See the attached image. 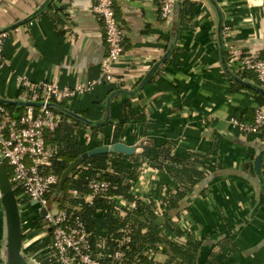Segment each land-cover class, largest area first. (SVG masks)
Segmentation results:
<instances>
[{"label": "crops", "instance_id": "0c3cea01", "mask_svg": "<svg viewBox=\"0 0 264 264\" xmlns=\"http://www.w3.org/2000/svg\"><path fill=\"white\" fill-rule=\"evenodd\" d=\"M93 3L0 0V34L6 33L0 44V100L23 101L21 75L59 86L91 82V91L64 105L88 109L86 120H107L110 136L113 124L125 117L121 142L138 150L147 139L181 158L196 156L197 168L206 167V178L183 200L181 211H172L182 230L202 240L195 264L222 239L231 264H264V139L231 123L251 122L255 108L264 107V95L254 74L234 72L226 53L229 44L264 54V0H181L167 19L159 17L158 0H115L124 52L112 65L110 81L101 76L107 44ZM175 186L145 163L137 199L154 208L165 188ZM21 224L24 254L29 264H39V251L27 249L43 236L27 218ZM4 230L0 204V264H7ZM165 258L155 255L156 261Z\"/></svg>", "mask_w": 264, "mask_h": 264}, {"label": "trees", "instance_id": "16d2710c", "mask_svg": "<svg viewBox=\"0 0 264 264\" xmlns=\"http://www.w3.org/2000/svg\"><path fill=\"white\" fill-rule=\"evenodd\" d=\"M260 56L264 57V54ZM0 104L15 115L23 110V106L20 105L2 101ZM52 108L60 115L61 121L54 130L45 134L46 142L56 148V154L47 171L55 174L58 179L68 164L81 153L102 143L121 142L120 131L125 117L113 124L110 136L105 131L108 124H90L85 120L89 116L88 109L74 110L63 103L55 104ZM99 132L103 133L101 140L97 139ZM135 150L132 155L108 152L93 154L84 159L69 174L61 192L58 193L62 199L61 207L78 205L77 214L90 233L92 251L100 261L104 262L106 255L112 253L121 242L120 248L124 251L125 264H195L202 240L191 231L182 230L178 217H173L172 211L176 213L181 211L179 209L183 207V200L206 178V167L197 168L196 163L200 161L196 156L192 159L181 158L173 154L169 146L155 148L147 139L142 141L138 150L135 147ZM145 163L167 174L176 184L173 189L165 188L159 201L161 212L158 215L154 214L151 202L138 200L135 208H125L115 198L121 196L129 201L137 200L134 193L138 192ZM8 174L10 177L9 171ZM91 178H99L109 183L108 197L98 196L91 202L68 198L67 190L75 189L80 194H86L88 192L86 185ZM12 184L18 197L22 189L14 182ZM17 201L19 202L18 199ZM24 201L25 199L20 200ZM28 206L32 207L31 204ZM120 209L125 211L124 215H120ZM22 217L28 219L33 229L40 230L42 223L38 212L30 210ZM49 243L50 236L47 235L31 245L27 251L29 253L39 251L36 258L39 264H58L54 260H48L45 247ZM228 251L226 241L219 240L201 264H231L227 259ZM159 253L166 256L163 261L155 260V255Z\"/></svg>", "mask_w": 264, "mask_h": 264}, {"label": "built area", "instance_id": "2783aa9c", "mask_svg": "<svg viewBox=\"0 0 264 264\" xmlns=\"http://www.w3.org/2000/svg\"><path fill=\"white\" fill-rule=\"evenodd\" d=\"M114 1L94 0L92 5L93 12L101 21L107 44V53L101 64V76L106 81L113 79L112 65L124 52V35L115 18ZM176 2L177 0H158L159 17L169 18ZM5 35V32L0 34V44ZM226 45L227 59L234 72L254 74L264 90V57ZM17 87L21 89L23 101L39 103L23 106L22 112L16 115L0 104V158L11 168V182L22 189L20 196L23 197H16L18 200L25 199L20 204L18 202L20 215L23 216L22 213L30 209L28 205L32 202H35L32 205L38 203L40 208H45L38 231L42 232L43 237L50 236V243L45 247L48 260H54L58 264H125L121 242L112 253L106 255L104 262L96 258L89 241L90 233L77 214L78 205L61 207L62 199L55 191L59 179L47 171L56 154V148L46 142L45 134L54 130L61 121L60 115L52 108L53 105L65 104L91 91L93 84L85 82L74 86H59L50 80L32 82L25 75H21L17 78ZM231 123L241 133L259 134L264 139V107L255 108L251 122L232 118ZM86 186V194L72 189L68 198L91 202L98 196L108 197L109 183L106 180L91 178ZM134 195L138 198L137 192ZM115 198L125 208L137 206L138 199L129 201L121 196ZM154 205V214H160L159 202Z\"/></svg>", "mask_w": 264, "mask_h": 264}, {"label": "water", "instance_id": "95a60500", "mask_svg": "<svg viewBox=\"0 0 264 264\" xmlns=\"http://www.w3.org/2000/svg\"><path fill=\"white\" fill-rule=\"evenodd\" d=\"M181 0H177L176 3H179ZM263 95L264 90L258 89ZM137 90L126 92L128 94H135ZM3 103L9 104H17V105H39L36 102H29V101H9V100H0ZM77 117H80L76 114ZM86 120V119H85ZM88 123L90 124H105L107 120L103 122H92L89 120ZM108 152H115V153H122L125 155H132L135 152V146L127 145L123 142H116L112 144H103L96 147H93L79 156L74 158L68 166L65 168L63 173L61 174L59 181L56 186V193L61 192L63 184L69 174L78 167L81 162L86 159L88 156L97 153H108ZM260 161L257 160L255 167L256 170H259ZM35 202H32V204ZM0 204L4 214V236H5V249H6V258L7 264H29V258L23 251V232H22V224H21V215L19 211L18 201L13 189V184L10 180L7 168L4 162L0 158ZM45 214V208H40L39 210V219L40 222Z\"/></svg>", "mask_w": 264, "mask_h": 264}, {"label": "rangeland", "instance_id": "374dc122", "mask_svg": "<svg viewBox=\"0 0 264 264\" xmlns=\"http://www.w3.org/2000/svg\"><path fill=\"white\" fill-rule=\"evenodd\" d=\"M6 166H7V168H8L9 173L11 174V168H10L7 164H6ZM59 193H60V192H59ZM67 196L70 197V191H69V190H67ZM18 197H23V195H22V196L19 195ZM20 203H21V202H20V200H19V204H20ZM66 204H67V203H66ZM67 205H68V204H67ZM68 206H69V205H68ZM32 207H33L34 210H38V212H39L40 204L36 203V204L32 205ZM22 211H24V209H23ZM22 219H24V217H22ZM30 225H31V224H30ZM30 225H29V226H30ZM26 227H28V226H26ZM36 234H37L38 237H42V232L37 231Z\"/></svg>", "mask_w": 264, "mask_h": 264}]
</instances>
